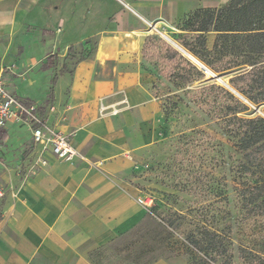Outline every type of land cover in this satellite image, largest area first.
Listing matches in <instances>:
<instances>
[{"label":"rangeland","instance_id":"rangeland-1","mask_svg":"<svg viewBox=\"0 0 264 264\" xmlns=\"http://www.w3.org/2000/svg\"><path fill=\"white\" fill-rule=\"evenodd\" d=\"M54 36L50 30L36 29L33 22L14 23L0 36L1 81L24 102L37 107L46 120L54 113L53 77L61 73L62 66L69 71L87 51L86 43L71 45L68 53L56 52L53 68L41 70L42 62L55 52L54 45L46 42ZM220 77L228 82L231 75ZM210 79L204 74L199 82H192L185 89L173 84L157 85L161 113L153 141L145 150L122 156L117 164L110 159L92 160L78 151L75 159L83 165L68 167L62 175L83 180L78 188L87 195L86 202L92 197L88 183L97 178L104 181L99 186L102 193H109L103 196V201L108 199L106 208L124 198L134 204L131 215L113 217L103 212L104 216L90 218L93 212L85 213L92 239L83 255L89 263L92 264L91 250L101 247L115 256L108 259L109 264H130L140 253L142 264L151 256L154 259L149 264H190L192 254L186 243L191 237L200 239L205 230L223 233L221 240L227 247L217 264L224 258H230V264H246L236 250L238 245L262 252L264 205L246 206L242 191L248 178L241 171L243 157L222 133L216 108L225 100L206 89L209 85L221 86ZM106 109L101 112L100 107V117L115 115L112 111L107 114ZM262 109L264 105L259 107ZM6 137L0 143V188L5 194L0 201L2 215L5 205L12 210L19 202L31 207L32 198H43V194L37 196L29 189L34 181H45L44 172L34 164L37 155H32L35 147L27 130L10 128ZM76 230L67 232L63 239L67 240ZM229 230L231 233L225 235ZM76 259L75 255L71 257L72 262Z\"/></svg>","mask_w":264,"mask_h":264},{"label":"crops","instance_id":"crops-1","mask_svg":"<svg viewBox=\"0 0 264 264\" xmlns=\"http://www.w3.org/2000/svg\"><path fill=\"white\" fill-rule=\"evenodd\" d=\"M229 1L0 0V36L14 23L33 22L36 29L52 31L54 39L46 42L54 45L55 52L46 57L42 66L56 52L68 53L71 45L86 43L85 56L75 61L69 71L53 77L54 113H50L47 121L57 132L68 136L71 146L87 158L110 159L117 164L122 156L145 150L153 141L161 113L156 87L173 84L171 75L177 65L176 61L166 59L165 45L203 72L175 46L186 51L176 39L199 33L182 30L187 14L197 8H217ZM203 35L206 50L212 51L216 32ZM155 36L161 42L155 43ZM50 69L41 67L44 71ZM5 88L22 103L30 104L6 85ZM101 105L107 108V114L115 109L117 113L100 117ZM40 114L44 118L41 111ZM15 127L27 130L35 147L32 155H37L39 148L33 145L27 125L20 121H7L0 132V143L7 139L8 129ZM44 159L47 165L39 167L45 181H34L29 189L37 196L43 194V198H32L31 207L21 202L13 210L8 205L4 207L0 221V264H91L83 255L92 239L85 213L93 212L90 218L104 213L113 217L131 215L134 204L124 198L106 208L108 199L103 201V196L109 193H102L99 186L104 181L97 178L88 183L92 197L86 202L87 195L78 188L84 184L83 180L75 176L71 180L62 178L68 167L83 163L77 159L74 164L57 161L48 151ZM76 228L74 235L63 239ZM73 255L77 258L74 262Z\"/></svg>","mask_w":264,"mask_h":264},{"label":"trees","instance_id":"trees-1","mask_svg":"<svg viewBox=\"0 0 264 264\" xmlns=\"http://www.w3.org/2000/svg\"><path fill=\"white\" fill-rule=\"evenodd\" d=\"M186 16L182 30L199 33L194 37L187 34L178 36L177 43L213 74L231 75L226 83L246 99L242 101L215 84L206 87L222 95L221 99L225 100L218 104L216 115L227 142L243 157L241 171L248 178L242 191L246 206L253 205L255 208L264 205V116H246L254 114L251 108L258 109L264 105V0H230L217 8H197ZM208 31L216 32L212 51H207L204 44L203 34ZM153 40L155 43L161 42L156 36ZM165 47L168 48L166 59L177 62L176 70L171 75L175 88L185 89L186 85L204 78V73L176 50L169 49L167 45ZM53 57L49 56L43 63L44 69L53 68ZM61 72H65V67ZM260 112L264 114V109ZM230 233L229 230L225 235ZM221 234L205 230L200 233V239L191 237L186 243L192 254L190 264H217L227 247L221 240ZM236 250L246 264H264V248L260 254L241 245ZM141 256V253L136 254L130 264H142L139 260ZM89 257L93 264H109L108 259L115 258L101 247L91 250ZM153 259L151 256L145 264ZM229 260L224 258L218 264H230Z\"/></svg>","mask_w":264,"mask_h":264},{"label":"built area","instance_id":"built-area-1","mask_svg":"<svg viewBox=\"0 0 264 264\" xmlns=\"http://www.w3.org/2000/svg\"><path fill=\"white\" fill-rule=\"evenodd\" d=\"M105 109L106 107L101 106V112ZM111 111L115 114L116 109ZM10 120L23 122L29 128L33 145L39 148L34 164L45 167L47 162L44 154L47 151L57 161L71 162L78 157V150L71 146L69 137L57 132L41 116L37 107L32 104L26 105L9 93L0 79V132ZM4 196V190L0 188V201Z\"/></svg>","mask_w":264,"mask_h":264},{"label":"water","instance_id":"water-1","mask_svg":"<svg viewBox=\"0 0 264 264\" xmlns=\"http://www.w3.org/2000/svg\"><path fill=\"white\" fill-rule=\"evenodd\" d=\"M175 45V44H173ZM184 56H187L188 58H190L192 61H194L199 67L200 69L205 73L211 76V81H217L221 86H223L226 90L230 91L232 94H234L237 98H239L242 101H246V99L242 98L231 86H228V84L220 77L217 76L215 74H213L212 72H210L204 65H202L200 62H198L195 58H193L191 55H189L186 51H183L181 48H179L177 45H175ZM254 113H259L261 115L264 116L263 113L260 112L259 108L258 109H254Z\"/></svg>","mask_w":264,"mask_h":264},{"label":"bare ground","instance_id":"bare-ground-1","mask_svg":"<svg viewBox=\"0 0 264 264\" xmlns=\"http://www.w3.org/2000/svg\"><path fill=\"white\" fill-rule=\"evenodd\" d=\"M196 64V63H195ZM197 65V64H196ZM198 66V65H197Z\"/></svg>","mask_w":264,"mask_h":264}]
</instances>
